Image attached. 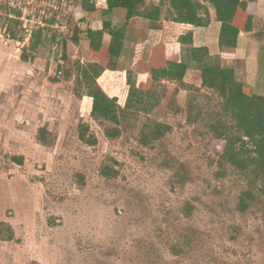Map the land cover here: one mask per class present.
Returning <instances> with one entry per match:
<instances>
[{
  "label": "rangeland",
  "instance_id": "374dc122",
  "mask_svg": "<svg viewBox=\"0 0 264 264\" xmlns=\"http://www.w3.org/2000/svg\"><path fill=\"white\" fill-rule=\"evenodd\" d=\"M95 2L41 29L31 6L0 0V264H264L263 185L222 159L234 122L196 70L180 89L149 81L160 104L119 125L92 114L83 71L101 57L78 12ZM127 63L98 80L122 108ZM155 123L171 131L142 145Z\"/></svg>",
  "mask_w": 264,
  "mask_h": 264
},
{
  "label": "trees",
  "instance_id": "16d2710c",
  "mask_svg": "<svg viewBox=\"0 0 264 264\" xmlns=\"http://www.w3.org/2000/svg\"><path fill=\"white\" fill-rule=\"evenodd\" d=\"M217 13L218 22L221 23L219 44L222 47L236 48L240 36V30L234 20L238 12L247 8V2L243 0H207ZM108 9L103 11L104 18H110L115 10H125V22L119 26H113L110 21H105L103 30L86 32V39L89 48L99 51L103 45L105 34L111 37L109 45L110 61L107 68L99 63L90 64L88 69L83 71L85 81H89V96L93 100L92 114L108 122L119 125L120 118L125 116L127 111L145 107L155 108L160 104L157 91H145L139 76L133 71L126 73L125 92L126 102L124 108L119 105V98H110L99 86L98 80L106 71H117L118 61L121 57L126 28L128 22L135 17H142L150 21V29L158 30L161 21H171L178 24L192 25L196 28H206L211 24V16L208 4L199 0H161L159 6L146 8V0H107ZM165 5L169 6L167 17L162 19ZM89 12H95V6L87 8ZM43 33H33V48H36ZM183 40V39H182ZM193 61L199 65L201 86L208 90H215L219 93L223 102V110L229 114L234 126L222 133L223 139L227 142L222 159L234 168L243 173L251 172L255 180L260 181L264 189V109L257 106V99L253 97L252 91L247 85L240 82L233 68H224L215 63L209 62L210 53L207 48H198L189 51ZM25 62L28 59L24 56ZM189 67L185 63L169 62L166 68L151 69L152 86L161 85L163 82L178 85V88L186 87L185 78ZM91 72V73H89ZM257 108L258 110H255ZM226 129V128H225ZM171 127L167 124L155 123L149 132H144L140 143L148 146L153 141L163 139ZM120 131L114 128L107 130V137L116 139ZM82 141L90 145L85 134H80ZM111 176V173H105ZM246 209V205L242 204Z\"/></svg>",
  "mask_w": 264,
  "mask_h": 264
},
{
  "label": "crops",
  "instance_id": "0c3cea01",
  "mask_svg": "<svg viewBox=\"0 0 264 264\" xmlns=\"http://www.w3.org/2000/svg\"><path fill=\"white\" fill-rule=\"evenodd\" d=\"M199 1L208 4L210 11L211 24L206 28L164 20L160 22L158 30H152L147 19L132 18L127 24L124 48L118 64L128 62L132 66L130 70L139 76L142 88L149 81L153 85L151 69L166 68L169 62L185 63L189 67L188 73L196 70L199 77V65L193 61L189 51L204 47L209 50V62L224 68H233L237 79L252 91L258 108L264 109V0H243L247 2V8L238 12L234 20L240 30L236 48L222 47L219 44L221 23L218 22L216 10L207 0ZM160 2L161 0H146V6L156 7ZM95 9L92 13L85 9L83 14L82 11L78 12L79 15L87 17L88 30H103L105 21H110L113 26L125 22V10H115L110 18H104L102 12L108 9V4ZM168 9L169 6L165 5L162 19L167 17ZM110 43L111 37L105 34L101 49L94 51L89 48V52L100 55L101 58L105 54L109 57ZM101 58L96 62L107 68L109 63L100 60ZM143 66L148 68V72L145 69L139 71ZM258 77L260 82L256 80ZM255 82L261 89L255 87Z\"/></svg>",
  "mask_w": 264,
  "mask_h": 264
},
{
  "label": "built area",
  "instance_id": "2783aa9c",
  "mask_svg": "<svg viewBox=\"0 0 264 264\" xmlns=\"http://www.w3.org/2000/svg\"><path fill=\"white\" fill-rule=\"evenodd\" d=\"M10 6L15 9H21L24 11L25 7H32L34 9L33 16L39 17V25L41 29H45L46 23L52 24L57 23L61 18L71 21L72 14L71 8L76 1L82 0H8ZM94 6L102 7L107 4V0H96ZM18 3V5H16ZM46 22V23H44ZM49 23V24H50ZM51 24V25H52ZM54 28L55 26H49Z\"/></svg>",
  "mask_w": 264,
  "mask_h": 264
}]
</instances>
